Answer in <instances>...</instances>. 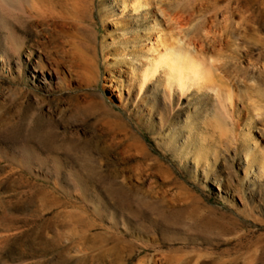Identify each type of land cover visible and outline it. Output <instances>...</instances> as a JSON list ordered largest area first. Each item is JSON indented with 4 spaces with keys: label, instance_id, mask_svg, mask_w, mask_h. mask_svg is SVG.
Wrapping results in <instances>:
<instances>
[{
    "label": "rangeland",
    "instance_id": "rangeland-1",
    "mask_svg": "<svg viewBox=\"0 0 264 264\" xmlns=\"http://www.w3.org/2000/svg\"><path fill=\"white\" fill-rule=\"evenodd\" d=\"M0 264H264V0H0Z\"/></svg>",
    "mask_w": 264,
    "mask_h": 264
},
{
    "label": "bare ground",
    "instance_id": "bare-ground-1",
    "mask_svg": "<svg viewBox=\"0 0 264 264\" xmlns=\"http://www.w3.org/2000/svg\"><path fill=\"white\" fill-rule=\"evenodd\" d=\"M153 50H155L153 46L148 49L149 52ZM201 59L188 48L181 51L179 46L171 47L162 55L153 58V62L142 71L140 88H143L147 81L159 77L160 73H164L169 84L178 87L182 93L190 91L195 86L199 89L209 87L207 82H210L212 73Z\"/></svg>",
    "mask_w": 264,
    "mask_h": 264
}]
</instances>
